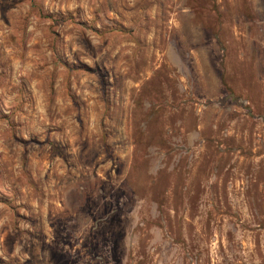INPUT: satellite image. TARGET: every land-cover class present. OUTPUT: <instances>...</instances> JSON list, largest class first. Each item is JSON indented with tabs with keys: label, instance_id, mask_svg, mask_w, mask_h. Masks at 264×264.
Wrapping results in <instances>:
<instances>
[{
	"label": "rangeland",
	"instance_id": "374dc122",
	"mask_svg": "<svg viewBox=\"0 0 264 264\" xmlns=\"http://www.w3.org/2000/svg\"><path fill=\"white\" fill-rule=\"evenodd\" d=\"M0 264H264V0H0Z\"/></svg>",
	"mask_w": 264,
	"mask_h": 264
}]
</instances>
